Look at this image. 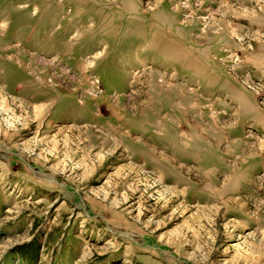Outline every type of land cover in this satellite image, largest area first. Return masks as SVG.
Returning a JSON list of instances; mask_svg holds the SVG:
<instances>
[{
    "label": "rangeland",
    "instance_id": "obj_1",
    "mask_svg": "<svg viewBox=\"0 0 264 264\" xmlns=\"http://www.w3.org/2000/svg\"><path fill=\"white\" fill-rule=\"evenodd\" d=\"M0 264H264V0H0Z\"/></svg>",
    "mask_w": 264,
    "mask_h": 264
},
{
    "label": "bare ground",
    "instance_id": "obj_2",
    "mask_svg": "<svg viewBox=\"0 0 264 264\" xmlns=\"http://www.w3.org/2000/svg\"><path fill=\"white\" fill-rule=\"evenodd\" d=\"M35 110H37V109H35ZM246 133H252V131L250 130V129H248L247 131H246ZM256 136V135H255ZM189 208V207H188ZM236 238H238V237H236Z\"/></svg>",
    "mask_w": 264,
    "mask_h": 264
}]
</instances>
